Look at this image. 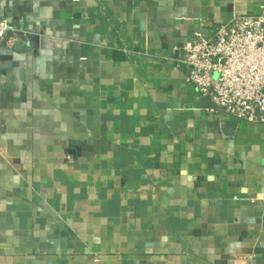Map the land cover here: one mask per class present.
Returning <instances> with one entry per match:
<instances>
[{"label":"crops","instance_id":"1","mask_svg":"<svg viewBox=\"0 0 264 264\" xmlns=\"http://www.w3.org/2000/svg\"><path fill=\"white\" fill-rule=\"evenodd\" d=\"M249 13L0 0V264H264V123L211 113L175 48Z\"/></svg>","mask_w":264,"mask_h":264},{"label":"built area","instance_id":"2","mask_svg":"<svg viewBox=\"0 0 264 264\" xmlns=\"http://www.w3.org/2000/svg\"><path fill=\"white\" fill-rule=\"evenodd\" d=\"M7 19L0 21V44L12 37ZM186 69V81L210 102L211 113L264 123V14H239L213 35L195 31L175 47Z\"/></svg>","mask_w":264,"mask_h":264},{"label":"water","instance_id":"3","mask_svg":"<svg viewBox=\"0 0 264 264\" xmlns=\"http://www.w3.org/2000/svg\"><path fill=\"white\" fill-rule=\"evenodd\" d=\"M11 35L13 34L12 32L10 33ZM25 46V37L24 34L19 32L17 33V43L15 45V50L17 52H21ZM234 124V123H233Z\"/></svg>","mask_w":264,"mask_h":264}]
</instances>
